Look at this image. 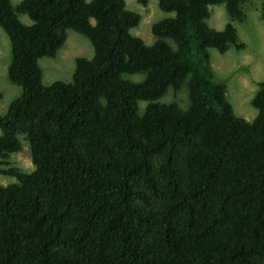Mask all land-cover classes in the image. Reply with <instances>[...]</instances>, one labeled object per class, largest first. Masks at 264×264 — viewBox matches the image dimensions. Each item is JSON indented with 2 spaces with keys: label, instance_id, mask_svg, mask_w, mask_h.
Wrapping results in <instances>:
<instances>
[{
  "label": "trees",
  "instance_id": "obj_1",
  "mask_svg": "<svg viewBox=\"0 0 264 264\" xmlns=\"http://www.w3.org/2000/svg\"><path fill=\"white\" fill-rule=\"evenodd\" d=\"M242 2L158 0L174 15L147 45L125 0H0L7 76L21 88L0 114V174L16 178L0 184V264H264V81L254 120L237 116L210 49L245 44L231 22L207 23L220 3L243 20ZM69 29L93 56L76 58L71 81L44 84L39 60ZM185 80L186 109L156 101ZM24 142L31 172L9 162Z\"/></svg>",
  "mask_w": 264,
  "mask_h": 264
},
{
  "label": "rangeland",
  "instance_id": "obj_2",
  "mask_svg": "<svg viewBox=\"0 0 264 264\" xmlns=\"http://www.w3.org/2000/svg\"><path fill=\"white\" fill-rule=\"evenodd\" d=\"M22 0H11L18 5ZM263 0H243L242 9L245 13L243 20L232 19L223 3L210 5V17L207 23L214 29H223L226 23L231 22L238 34V38L245 44L242 50L230 47L225 53L211 48V66L214 79L226 86L227 100L232 104L237 116L247 121H253L257 109L251 104L259 89V83L264 81V22L261 18ZM126 8L140 14L141 19L136 27L131 29L132 35L141 38L145 44L152 45L157 37L152 32V25L163 18L173 16V12H165L158 6V0H148L143 5L139 0H125ZM24 24H31L28 15H19ZM166 40L175 47L174 42ZM93 47L88 38L81 33L69 29L65 44L55 57H43L39 64L43 72V83L51 84L55 81L69 82L75 69L77 57L91 58ZM11 61V45L6 32L0 27V114H4L11 101L19 96L21 88L10 82L7 68ZM125 78L133 81L144 79V73L125 74ZM159 103H176L186 109L189 105L188 86L185 80L179 89L168 88L164 96L156 100ZM147 102L139 101V112L142 113ZM1 133V130H0ZM11 165L18 166L26 172H31L35 166L32 162L28 144L24 142L21 152L14 153L9 158ZM5 167L4 165H0ZM16 182L10 175L0 174V184L8 185Z\"/></svg>",
  "mask_w": 264,
  "mask_h": 264
}]
</instances>
